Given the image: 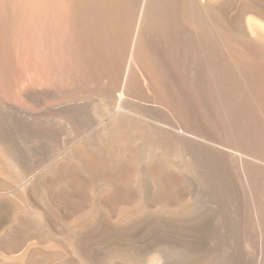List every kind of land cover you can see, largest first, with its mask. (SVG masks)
<instances>
[{
	"label": "rangeland",
	"instance_id": "rangeland-1",
	"mask_svg": "<svg viewBox=\"0 0 264 264\" xmlns=\"http://www.w3.org/2000/svg\"><path fill=\"white\" fill-rule=\"evenodd\" d=\"M91 1L92 4L94 3L93 5L91 4ZM95 1L97 0H69L68 6L69 11L75 15L78 6H84L87 4L88 6L92 5L89 6L92 9L89 7V9L86 8L87 12L90 11L87 16L89 18L93 17L90 22L93 23V26L96 24L97 26L94 28L97 29V27H100L98 25H101L105 20L104 18L107 20L111 18L112 20H110L113 21L117 16L119 7L122 6V4H125L127 0H98V3ZM176 2L177 5H175L177 7L179 5V7L178 10L177 7H174L172 25L174 26V30L180 41H193L198 48V23H202L207 29L208 37L211 38L212 42L216 45L219 44V39L221 37L219 33L227 32L229 30L225 28L227 24L225 25L224 21L216 17V23L220 28L222 27L219 30V33L216 31L217 34L211 27V23L214 22V17L210 16L209 11L206 12L197 0H177ZM100 4L101 6H98ZM93 6L96 7L93 8ZM94 9L96 11L94 12L98 17L94 15V12L92 11ZM97 9L101 10L97 11ZM97 12H100V14ZM0 16L4 26L8 30L10 39H12L11 43L13 41L11 57L17 66L16 68L20 78L17 82H11L12 96L9 94H0V137L3 139L2 142H4L10 150L12 149V146L14 149L16 148L11 151L17 158L21 159L23 167L28 174L30 172L28 171L30 169L28 162L20 156V152H22L21 149H25V146L33 149V156L37 157V159L40 160V163L44 160L40 165V167H44H41L40 169L46 168L47 164L50 165L51 163H54V161L62 154L58 153V156V154H56L57 152H61L62 150L66 151V149L68 150L71 146L76 147V140L80 139L82 135L87 139H85L79 146L81 147L80 152L85 155V152H88L89 150L87 156L90 155L92 158L96 157L97 154L95 156L94 153L98 152V155L100 156H97L98 159H90L89 161H91V164L87 159L85 165L88 163L90 164V168L88 166V169H86L83 164V166H80V164L75 163V166L77 167L73 166L74 161L71 162L70 158L62 161L60 166H63L62 168L64 172L60 170L62 175L58 180L63 178L62 181H64V177H67L66 181L69 179L70 182L73 183L72 186L75 188H71H74V191L69 187L66 188L69 192L66 190L64 191V187H59L57 183V186H55L56 181L53 183V180L49 181L48 177L43 181L44 185H46L44 188V190L46 189L45 191H39L37 185H33L24 195L18 190V187H15L16 184L5 185V183L2 182V184L4 183L3 187H11H8V191L3 192V190H0V193H4L0 194L4 197H0V200L7 199L6 202H3L9 204L12 209L11 213L16 211V207L20 209V207L24 205L26 210H28L27 207L29 206L30 210L39 209L40 211L43 209L48 217L46 221L47 224L45 223L46 226H43L44 228L36 224L33 219L29 218V216L22 213L18 214V216L16 215L15 218H11L8 222L7 220L3 222L1 225L2 227L0 228V264H13L6 259L8 257L12 258V256L17 257V255H19L21 251L30 244V242H39V247L41 246V249H45H42L43 251H51L50 253L54 252L55 255L58 254L56 259L55 257L54 259L50 258V263L48 260L45 261V259L41 257L43 262L42 259H38L35 264H65L62 261V257L64 251H66L64 236L69 230L67 229V225L69 226L71 222L74 223L79 217V214L81 215L88 206L90 207V205L93 204L97 205L99 209L104 208L101 209V212L104 211L102 213L106 222L105 225L107 224L108 228L110 227L109 229L112 228L113 224L122 221L131 214L130 216H142L141 226L144 228V232L134 235L131 234L132 236L130 234L124 235L126 237H120L117 245L116 243L108 242L104 235L96 237L94 239L96 253L93 256L92 264H129L128 259L135 256L136 257L133 259L137 261L139 259L142 260L145 257H155L158 262L156 264H204L208 262H214L216 264H264V252L260 246L258 227L254 221L250 206L243 198L244 185L236 171L235 163H232L233 161L230 159L231 157L229 154L227 158L226 156L225 158H221L219 156V154H222L220 149L217 148L212 150L210 149L211 146H206V143L204 142L206 147L205 151L207 149V155L205 157V155L202 154L203 150H200V148L204 149L201 147L202 143H199L201 140H199L197 136V138H195V136L192 135H181L178 133L177 127H179V123L175 116L168 112V110L170 111L168 104L159 92L152 88L146 90L143 87H137L134 84L129 83L128 79L125 82V85L130 92L128 91V96H126L124 104L126 107L130 108V113L132 112L129 116L133 127L126 130L131 143L126 147L118 143L110 144L108 142L100 141L101 138L99 136L103 129V125H101L100 122L106 116H112L115 109L111 103L107 104L103 102L104 93L102 92V84H86L84 82H79V84L67 75L70 50V32L68 31L67 26L65 24L56 23L34 25L11 14L9 9ZM87 16L84 18L87 22L85 25H87L88 30L84 37L85 45L90 43L89 45L93 51H96L98 48L96 52H93L95 56L97 55V64H101L98 67L107 66L109 59L114 60L117 57L116 50L118 42L116 43L115 39H113L111 41L109 40L111 46L109 45L106 49H101L96 46L94 48L93 45H91V39H94V35H91V37L90 34L91 32L94 34L95 29H91L93 28L91 25L92 23L90 24V19L86 20ZM96 17L98 19L97 23V20H95ZM32 31L34 32L32 33ZM199 32H202V30ZM88 37L90 42L87 39ZM156 40L147 52L148 58L152 61L154 60L153 62L157 64L160 69V74L162 75L163 84L174 93L176 100L178 99L183 104L189 103L190 97L187 94L188 83L182 78L184 75H182L183 73L181 72L182 69L178 62V55L176 54L174 60H172L170 50L167 47L162 46L160 42ZM137 41L140 43L138 44L137 42V46L140 47L143 42L142 37L140 36ZM168 77L171 78L169 79ZM34 88L40 97L37 102H33L24 96V92L32 89L34 90ZM185 97H187V99ZM184 98L185 101H183ZM15 109H22L27 112L35 113L40 118L36 124L37 128H35L34 125L28 127L24 122L23 124L21 122L19 123L16 114L14 113ZM191 110H193L198 117V109L191 107ZM63 118H66L68 123L66 122V119L64 120ZM176 125L177 127H175ZM89 130L90 132H87ZM91 130H93V132L96 131L94 133V135L96 134L95 136L92 134L93 132ZM97 135H99V140H97L96 143L95 140L98 139V137H93H96ZM144 139L145 141L152 140L153 142H156L161 148V150L158 149L154 152V161L148 164L151 165L149 167L151 169H149V172L152 173L153 178L156 182L158 181L157 183L159 186H161L159 183L163 186H161L163 189L159 187L161 188L160 191H158V189H152L154 188V185L150 184L149 178L146 175L145 167L147 166L148 161L145 159L147 156L145 152L147 150V145H143L141 142V140L144 141ZM75 147H73V149ZM125 149L132 152V156L128 159L130 164L126 163V161L129 162L128 160H125L126 158L120 159L119 150L123 151ZM51 150H53V154ZM116 153L119 154V157H116ZM149 153L150 151H148V154ZM133 156H135V159ZM189 156H195V159L197 160L198 156L201 159L206 158L208 163L206 162V159L204 160L208 165L213 163L214 165H222L224 169L227 170L228 178H226L225 181L226 185H214V183L217 182V179L213 174L209 175L208 182L207 179L202 182L200 179L201 174L198 171V165L189 161ZM0 158V167L3 174L7 173V171L4 172V170H8L9 173L10 169L11 173H16V170L13 167L11 168L9 165L7 166L6 162L3 161L5 159L1 152ZM2 173L0 177L3 176ZM0 180L3 181L4 176L1 177ZM46 181H49L48 183L50 184L47 185L48 183H46ZM52 183L55 188H52L54 187L52 186ZM57 188L59 190L62 188L60 191L66 194L62 192L60 193V191L58 192ZM226 188H228V190ZM101 189L107 191H105L106 195L104 193L101 195L100 193L101 196H98L99 194H97V192ZM16 192H18L17 195L15 194ZM28 193H30V195ZM58 193L65 195L63 196L64 198H60L61 196ZM219 193L222 194L220 195ZM13 194L14 196H12ZM9 196H12V200ZM18 196L21 200L18 199ZM97 196L100 197V200L97 199ZM13 197H16L20 202L16 200V198L14 200ZM22 198H28L27 200L29 201L27 204L26 200H23ZM223 198L226 200H223ZM13 200L17 203L15 204ZM22 200L24 203H22ZM138 201L139 205H137ZM3 202L1 201L2 205H4ZM28 203L35 208L32 209V206ZM18 205H20V207ZM13 208H15V210H13ZM127 209L129 210V213H127ZM183 211L187 212L184 214L189 215L190 220L192 219V222L190 220L187 221L186 225L189 226V228L193 227L198 231V226L204 225V232L200 234L197 233V236L195 237V243L198 246L197 249L186 245L187 243L184 242L179 235L188 230H193V228L186 230L187 227L185 225L178 222L174 223L175 221L172 220V214L175 215L181 213L179 215H183ZM14 214H16V212L13 213V215ZM120 216L122 217V220ZM167 217L171 219H168ZM25 219H27V221ZM29 221L32 223L34 222V224ZM159 223L168 226L173 231L175 230L174 233L167 231V236L166 233H162V229L156 228L152 230V227L160 226ZM173 223L174 225H179L173 226ZM29 224L31 227L33 226V230L31 227L27 226ZM41 228H43L44 232H42L43 230ZM30 232L33 233L31 234ZM176 232H178V235H176ZM179 237L180 239L178 240ZM181 242L183 244H181ZM138 257L139 259H137ZM14 264L21 263L17 261L16 263L14 262Z\"/></svg>",
	"mask_w": 264,
	"mask_h": 264
},
{
	"label": "bare ground",
	"instance_id": "bare-ground-1",
	"mask_svg": "<svg viewBox=\"0 0 264 264\" xmlns=\"http://www.w3.org/2000/svg\"><path fill=\"white\" fill-rule=\"evenodd\" d=\"M176 1L177 0H127L125 4H122V6L119 7L117 16L113 21H111L112 20L111 18H109L108 20L104 18L105 20L101 23V25H98L100 27H97V29H95L96 28L95 26L97 25L95 24V26H93V23L90 22L93 19V17L89 18L87 16L90 13V11L87 12L86 8L94 4V3L92 4V1H91L92 5L88 6L87 4L84 6L81 5L78 6L75 11V15H73L71 11H69V6H68L69 0H0V15L3 14L5 11H7V9H9L11 14L17 16L21 20L27 21L34 25L56 23V24H65L67 26L68 31L70 32V42H69L70 50L68 56L69 58H68L67 75L69 76V78L73 79L78 83L84 82L86 84H102V88H103L102 92L104 93V94L102 93L104 98L103 102L107 104L111 103L115 109L112 116L110 117L106 116L101 120L100 124L103 125V129L101 130L102 133L100 134V136L97 135L96 137L93 138H97L99 136L101 138L100 141L102 142L104 141L110 144L118 143L126 147L131 143L130 142L131 140H129L127 136L128 134L126 133V130L133 127L129 116V114H131L132 112L130 113L129 110L130 108L126 107L124 104L126 96H128V91L130 92L129 89L127 90L128 87L126 88L125 85V82L128 79L129 83L134 84L137 87H143L146 90L152 88L155 91L159 92V94L168 104V107L170 109V111L168 110V112L174 115L179 123L178 125L179 127H177V125L175 126L177 127L178 133L181 135L182 134L192 135L195 136V138L198 137V139L202 141V142L200 141L199 143L200 144L202 143L203 146L201 145V147L204 149L200 148V150L201 151L203 150L202 154L205 155V157L207 155L206 152L207 149L205 151L206 147L204 145V142L206 143V146H211L210 149L212 150H215L217 148L220 149L222 151V154L221 155L219 154L221 158H225V156L227 158L229 154V156L231 157L230 159L233 161L232 163H235L237 173L242 179L244 185L243 198L245 199L246 203H248V205L250 206L251 212L254 217V221L258 227L260 246L262 251L264 252V11H263L264 0H201V1L197 0V2L200 3L201 7L205 9L206 12L209 11V15L214 17V22L211 23V27L213 30H215V32L217 31L219 33V30L222 28V27L220 28L219 25L216 23V17L224 21V24L225 25L227 24L225 28L229 29L227 32L219 33L221 37L220 39L218 38L219 44L216 45L215 43L212 42L211 38L208 37V31L205 28V26L202 23H198V48L196 46V43H194L193 41H180L179 37L176 35L174 26L172 25V18L174 16L172 14L174 12V7H177ZM95 2L98 3V0ZM101 4L98 6H101ZM94 7L96 6H93V8ZM101 9H97V11ZM92 11L94 12L95 9ZM95 12L94 15L97 16ZM98 14H100V12ZM85 16H87L86 20L90 19L89 22L90 24L92 23L91 25L93 28L91 29H95L94 30L95 33L92 34L93 32H91L90 34V36L94 35L93 36L94 39L93 40L91 39V45H93L94 48L96 46V47H100L101 49H106L110 45L109 40L111 41L115 39V42L116 43L118 42L117 50H116L117 57L114 60L109 59L107 66L98 67L101 64H97L96 61L97 55L95 56L93 53L96 52L98 48L96 51L95 50L93 51L89 45L90 43L88 44L86 43L87 45H85L84 37L86 32H88L87 25H85L87 24V22L84 20ZM97 17L95 19L97 20L96 23L98 22ZM200 30H202V32H199ZM33 32L34 31H32V33ZM140 36L142 37L143 42L139 47L137 46V42H138L137 40L138 38H140ZM87 39L89 40V37ZM156 39L160 42L162 46H165L170 50L172 60H174L176 54L178 55L177 56L178 62L182 69L181 70V72L183 73L182 75H184V77L182 78H184V80L188 83L187 94L190 97L189 103L183 104L178 99L176 100L174 93L169 88H167L165 84H163L162 75L160 74L159 67L157 66V64L153 62L154 60L152 61L148 58L147 52L149 51V49L151 48L150 46L155 42ZM11 40L12 39H10L8 30L4 26L2 22V18L0 16V94L3 95L9 94L12 96L13 92L11 93V88H12L11 82L13 81L17 82L20 78L17 72V68H16L17 66L15 65L11 57L12 54L11 52L13 47L12 46L13 41L11 43ZM138 44L140 43L138 42ZM24 96L32 100L33 102H37L38 99L40 98L37 92L35 91V88L34 90L32 89L24 92ZM187 97L185 98L187 99ZM185 98L183 101H185ZM191 107L198 109V117L195 115L194 111L191 110ZM14 113L16 114V118L19 123L21 122L23 124L24 122L28 127H32L34 125L35 128H37L36 124L40 118L35 113L27 112L26 110H22V109H18V110L15 109ZM63 119L65 120L66 118ZM91 131L93 132V130ZM87 132H90V130ZM95 132H93L92 134L94 135ZM82 136L80 139L76 140L77 141L76 147L73 146L75 147L74 149L71 146L72 149L70 147L68 150L66 149V151L62 150L63 152L62 151L57 152L56 154L58 153H62V154L60 156L58 154L59 157L54 161V163H51L50 165L47 164L46 165L47 167L45 166L46 168L43 169L40 168L44 166L40 167V165L44 160H42L40 163L39 162L40 160L37 159V157L33 156L32 153L33 149L31 147L25 146V149L24 148L21 149L22 152H20L21 153L20 156L22 159L28 162V166L30 167V169L28 170L30 171L29 174L25 171L21 159L17 158L12 153L11 150L14 149L13 146L12 149L10 150L8 146L5 145L4 142H2L3 139H1L0 137V152L3 158L5 159L3 161L6 162L7 166L9 165L11 168L13 167L16 170V173H11V169H10L9 172L10 174L8 173V170H4V172L7 171L8 174L7 173L3 174L2 169L0 167V175L2 173V175L4 176V180L3 181L0 180L1 181L0 190L1 191L3 190L4 192V191H8V189L11 188L9 186H8L9 188L3 187L5 183V185L16 184L15 187H18V190L23 195L26 194L33 185H37L38 190L43 192L46 186L44 185L43 181L45 180L46 177H48L49 181L53 180V183L54 181H56L55 186L58 185L59 187H64L65 188V189L63 188L64 191L66 190L67 192H69L66 189L67 187H69L74 191L75 187L72 186L73 183H71L69 179H68L69 182L66 181L67 177H64V181H62L63 178L58 180L61 177L62 172H64L62 168L63 166H60L62 164V161L67 158H70L71 162L74 161L73 166H75V163L80 164V166L83 164L84 167L88 169V166L90 168V164H91V161L89 160L90 159L92 160L93 158H97V156H99L98 155L99 152L94 153L95 156L96 154L97 156L93 158L90 155L87 156L89 150L88 152H85L86 153L85 155L84 153L80 152L81 147L79 146L84 142L85 139H87L86 137L84 138V136L83 137ZM99 137L96 140L94 139L96 143L97 140H99ZM142 140L141 142L143 143V145L144 144L147 145V150L150 151L149 154L147 150L145 152L147 155L145 159H147L148 161L147 166L145 167L146 175L149 178L150 184L154 185V188L152 189L154 190L158 189V191H160V189L163 186L161 183L159 184L162 187L159 186L157 183L158 181L156 182V180L153 178L152 173L149 172L151 170L149 168L151 165L148 164L154 161V152L158 149L161 150V148L159 147V144L157 145V143L153 142L152 140L149 141H145V139L144 141ZM53 150H51L52 154H53ZM119 152L118 153L120 154V159L126 158L125 160H128L132 156V152L130 150H126V149L123 151L119 150ZM119 154H117L116 157H119L118 156ZM195 156L194 157L189 156L190 159L188 160L198 165V171L201 174L200 179L202 180V182L206 181V179L208 182L209 175L213 174V176L217 179V182L214 183V185H221V186L226 185L225 181L226 178H228L227 170H225L222 165L219 164L214 165V163L208 165L206 158L201 159L198 156L197 157L198 160H197L195 159ZM133 157L135 159V156ZM87 159L90 162V164L88 163L89 165L88 164L85 165ZM204 159H206L207 163L205 162ZM126 163L130 164V161L129 162L126 161ZM60 170H62V172ZM2 182L4 183L2 184ZM48 182L46 181V183ZM49 184L50 183H48L47 185ZM52 186H54V184ZM55 186L52 188H55ZM105 189L104 191L103 189H101L102 190V191L100 190L101 192L98 190L99 192V193L97 192V194H99L98 196H101L102 193L105 194L106 191ZM226 189L228 190V188ZM60 190L57 188L58 192ZM3 192H1L0 194H2ZM61 192L62 191H60V193ZM17 193L18 192H16L15 194L17 195ZM28 194L30 195V193ZM59 195L61 196V197L59 196L60 198L65 196L61 194ZM12 196H14V194ZM12 196L11 197L9 196L10 199L12 198ZM0 197L2 196L0 195ZM16 197H13L14 200ZM99 198L100 197H98L97 199ZM18 199H20L19 196ZM18 199L16 198V200ZM27 199L28 198L23 199L26 200V204L29 201ZM14 200L13 202L15 203ZM223 200L226 199L223 198ZM1 201L6 202L7 199L0 200V228L2 227L1 225L3 224V222H5L6 220L8 222V220H11V218H15L16 215L18 216V214L20 213L29 216V218L33 219L34 222L40 225L41 227H43L47 221L48 216H46V214L44 213L45 210L43 209H41L40 211L39 209L30 210L29 208L30 206H29L27 207L28 210H26L24 205L22 207L18 205L20 209L16 207L17 208L15 211L16 214H14L15 215L14 216L13 213L15 212L12 211L13 213H11L12 209L9 206V204L3 202L4 205H2ZM22 203H24V201ZM93 205H90V207L88 206V208L83 213L81 211L82 214L81 215L79 214L77 220H75V222L73 221L74 223L71 222L69 226L67 225L68 227L67 229L69 230L64 236L66 251H64L62 257L63 258L62 261L65 264H92L94 258L93 256L96 253L95 252L96 244L94 245V239L100 235L102 236L104 235L108 242L110 241L112 243H116L117 245L118 244L117 242H119L118 240H120V237L122 236L126 237L124 235L127 234L134 235L137 233L144 232L143 230L144 228L141 226L142 216H130L131 214H129V216L126 218L123 217L124 218L123 220L122 217L120 216L122 221L113 224L112 228L109 229L110 227L108 228V225L106 224L107 227L105 225L106 222L104 220V216L102 213L104 211L101 212V209L104 208L99 209L97 205L94 206ZM137 205H139V201ZM33 208L35 207L32 206V209ZM13 210H15V208H13ZM185 212L184 211L182 212L183 215H179L181 213H177L175 215L172 214L173 216L172 220L175 221L174 223L178 222L185 225L187 227L186 230L192 229L193 227L189 228V226L186 225L187 221L190 220V216L184 214ZM127 213H129V210ZM169 217L167 218L171 219ZM25 220L27 221V219ZM34 222L33 223L30 222V223L34 224ZM174 223L173 226L179 225V224L174 225ZM27 226L31 227L30 224ZM31 228L33 230V226ZM43 228L41 229L43 230ZM156 228L162 229V233L164 232L166 234L168 233L167 231H171L173 233L175 231V230L174 231L171 230L168 226L164 224L163 225L160 224V226H154L152 227V230ZM42 232H44V230ZM203 232H204V225L203 226L201 225L198 226V231L193 228V230H188L187 232H183L179 235L182 237V240L187 243V244L185 243L186 245L191 246L194 249H197L198 246L195 243L196 242L195 237L197 236L196 234L197 233L200 234ZM176 233L175 234L178 235V232ZM179 239L180 237L178 238V240ZM38 243L30 242V244H28L21 251V253L17 255V257H13V256L12 258L8 257L6 260L12 262L13 264L14 262L16 263L17 261L20 262L21 264H33V263L35 264V262L38 259L39 260L42 259L41 257H43L45 261L48 260V262L50 261V258L54 259L55 257L56 259L58 254L55 255L54 252L50 253L51 251L50 252L43 251L42 249L44 248L41 249L40 248L41 246L39 247L40 244ZM181 244L183 243L181 242ZM133 258L128 259L129 264L158 263L157 258L155 259V257H148V258L145 257L142 260H140L138 257L137 258L139 259L138 261ZM204 264H216V263L208 262Z\"/></svg>",
	"mask_w": 264,
	"mask_h": 264
}]
</instances>
